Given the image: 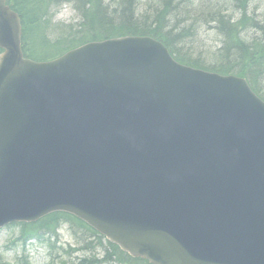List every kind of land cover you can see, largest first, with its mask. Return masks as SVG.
<instances>
[{"label":"water","instance_id":"obj_1","mask_svg":"<svg viewBox=\"0 0 264 264\" xmlns=\"http://www.w3.org/2000/svg\"><path fill=\"white\" fill-rule=\"evenodd\" d=\"M7 11L0 228L62 211L153 264H264V102L246 80L148 37L36 63Z\"/></svg>","mask_w":264,"mask_h":264},{"label":"trees","instance_id":"obj_2","mask_svg":"<svg viewBox=\"0 0 264 264\" xmlns=\"http://www.w3.org/2000/svg\"><path fill=\"white\" fill-rule=\"evenodd\" d=\"M101 1L102 0H83V5L86 3L90 8L96 9L98 19L95 21L82 22L80 24V29L77 30V32L81 34L80 36H82L80 41H75L80 37L79 34H73V31L69 29L66 32L62 31L59 35L60 38H54L56 44L50 46V44H48L49 38H42L45 35L38 32L34 33L35 27L37 31L41 30L46 13L43 12L41 14V11H36L34 13L33 8L38 7H31L29 0H8L10 6L22 19L24 26L23 44L25 53L29 58L36 60L53 59L60 56L65 51L78 47L83 43L106 38L127 35L152 36L164 42L170 48L171 52L185 64L224 75L236 74L246 77L253 90L264 99V83L261 82L259 73L256 72L254 66L247 65V60L251 55L254 58L252 61L259 60L253 53L252 48L257 50L260 45L253 44L252 42L240 43L235 45L241 48H234L235 45L233 44V48H228L225 47V42H222V47L218 50L217 54H215L216 56L212 64H204L201 56L197 59H192L193 57H191V54L187 52L183 55L179 53L177 45H181L182 43L185 44V37H190L191 34L185 33L190 31L176 27V24L173 22L174 20L168 19L170 9L163 7L160 13L155 12L153 19H133L130 15L131 12L128 11V9H131L129 2L127 3V1H124V3L122 2L123 4L118 3L116 9L111 11L100 7ZM116 1L117 0H115V2ZM37 3L40 4L42 1L38 0ZM74 3L78 8L83 6L78 0H75ZM81 11L84 10H80V12ZM32 14H34L35 17L33 20L29 21L28 18ZM209 20L218 22L220 19L209 17L208 23ZM34 23L35 26L32 25ZM33 37L38 38L39 46L37 49L30 48L27 44L28 38ZM245 52L246 55H244ZM259 55L261 58L264 57L262 54ZM236 60L239 61L238 64ZM242 62H244V64ZM64 224H69L70 230L75 236L77 244H79V247L73 249L72 252L85 251L89 255L73 258L74 262L72 264H149L144 259L131 258L126 253L122 252L116 245L106 241L105 237L101 236L84 222L66 213H54L32 224H18L20 227L18 241L26 243L31 239L45 240L47 238V242H51L53 239L59 237L58 232ZM93 237L94 239H92ZM51 246L54 247L52 243ZM25 264H28L27 260ZM62 264L68 263L63 262Z\"/></svg>","mask_w":264,"mask_h":264},{"label":"bare ground","instance_id":"obj_3","mask_svg":"<svg viewBox=\"0 0 264 264\" xmlns=\"http://www.w3.org/2000/svg\"><path fill=\"white\" fill-rule=\"evenodd\" d=\"M29 1L31 7H38L33 8L34 13L36 11H41V14L43 12L46 13L42 22L41 30L37 31V28L35 27L34 33L38 32L45 35L42 38H49L48 44H50V46L56 44L54 38H60L59 35L62 31L66 32L70 29L73 31V34L78 35L79 32H77V30L80 29V24L82 22L95 21L98 19L96 9L90 8L86 3L83 5V0H78V2L83 5L80 8L75 6V0H41L42 3L40 4L37 3L38 0ZM124 1L130 3L131 9H128V11L131 12L130 15L133 19H153L155 12L160 13L161 9L164 7L170 9L168 19L174 20L173 22L176 24V27H183L194 33L197 29H200V27L205 25L204 31H208V33L215 32L217 37L220 38V41L223 43L225 42V47L233 48L234 46H232V44L235 45L251 42L260 45L257 50L252 48L253 53L259 58V60L252 61L254 58L251 55L247 60V65H252L256 68V72L259 73L261 82L264 83V57L261 58L259 55H264V0H117L116 2L115 0H102L99 6L114 11L117 4L124 3ZM73 5L75 8L71 9L76 10L78 16L77 21L66 23L56 20L60 8L64 6L74 7ZM4 7L15 13L17 16H20L10 6L8 0H5ZM6 9L0 16V29L8 25L6 24L5 16L3 15L8 12ZM80 10L84 11L80 12ZM34 17V14H32L28 18L29 21L33 20ZM209 17H214L220 20L218 22L209 20L208 23L207 21ZM32 25L35 26V23ZM80 35L81 34H79V36ZM81 37L82 36L78 37L75 41H80ZM185 38L187 41H185V44L182 43L181 45H177V48L180 51H183L188 42H190L189 39H187L189 38L188 36ZM27 44L30 48L37 49L39 46L38 38H28ZM159 44L168 51V54L171 53V50L167 45H163L161 41ZM220 47H222V45ZM234 48L241 47L235 45ZM219 49L220 48L218 47L215 54H217ZM189 51L191 52L192 50H188V52ZM199 53L200 49L195 48L193 55ZM244 55H246V52ZM236 63L238 64L239 61L236 60ZM242 63L244 64V62ZM63 226L64 225H62V227ZM103 236L106 241L110 243L108 237L104 234ZM92 239H94V237Z\"/></svg>","mask_w":264,"mask_h":264},{"label":"rangeland","instance_id":"obj_4","mask_svg":"<svg viewBox=\"0 0 264 264\" xmlns=\"http://www.w3.org/2000/svg\"><path fill=\"white\" fill-rule=\"evenodd\" d=\"M76 18L75 12L71 7L64 6L58 11L56 20L61 22L70 23ZM205 25L197 29L194 34V38H190L188 46L193 50L199 48L203 51L216 52L218 47L222 45L220 38L217 37L215 32L208 33L205 30ZM180 29H184L180 27ZM187 34H192L193 32H185ZM69 225L65 224L60 230L59 240L56 242V245L60 248L57 253H61V248L68 249L71 252V249L78 247L75 239L71 235ZM18 236V229L16 228H5L0 231V254L4 258V262L7 264H15L14 261L18 255L21 254L22 250L9 246L10 242ZM27 248V254L30 257L31 264H51L52 256L49 254V248L45 245H41L38 242H31ZM53 252V255L57 254ZM72 256L70 257L69 264L74 262L73 258L89 256L85 251L71 252ZM66 258L63 256L62 260Z\"/></svg>","mask_w":264,"mask_h":264}]
</instances>
